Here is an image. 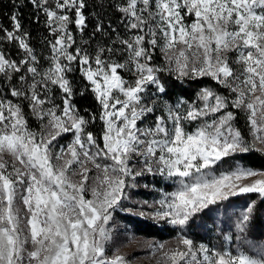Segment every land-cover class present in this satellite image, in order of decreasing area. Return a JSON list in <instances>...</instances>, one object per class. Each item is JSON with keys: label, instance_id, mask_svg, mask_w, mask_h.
<instances>
[{"label": "snow or ice", "instance_id": "6c2138e0", "mask_svg": "<svg viewBox=\"0 0 264 264\" xmlns=\"http://www.w3.org/2000/svg\"><path fill=\"white\" fill-rule=\"evenodd\" d=\"M27 2L45 18L41 52L19 11L10 28L0 25V264H130L118 249L108 255L109 224L145 176L173 186L153 185L159 199L135 213L177 229L173 241L147 243L155 264H264V240L248 236L257 200L229 230L217 226L220 247L186 234L196 215L230 197L264 201V169L236 159L264 155V0H123L124 35L94 51L84 47L86 0ZM95 33L107 35L102 23ZM203 80L212 83L195 99L167 98ZM88 96L94 109L78 104Z\"/></svg>", "mask_w": 264, "mask_h": 264}, {"label": "rangeland", "instance_id": "374dc122", "mask_svg": "<svg viewBox=\"0 0 264 264\" xmlns=\"http://www.w3.org/2000/svg\"><path fill=\"white\" fill-rule=\"evenodd\" d=\"M223 92L227 94L224 89ZM157 114H159V112ZM151 120L152 117H149L148 121L145 122L148 123ZM33 121L35 125L30 123L31 127L38 130V122L35 120ZM194 126V124L189 125V130H191ZM245 131L248 136L247 127L245 128ZM70 139L71 135L70 138H68V141L63 143L59 142V144L66 146ZM243 164L250 166L245 163ZM90 175H95V171H93ZM147 178H150L154 182L146 183ZM136 182L141 186L126 189L128 199L122 200L120 206L113 211V219L109 224V227L114 229L113 242L110 244L107 251L108 255L111 256L113 252L118 249L119 253L125 255L130 264H155V259L151 256L147 243L151 241H173V238L176 236L177 229L167 225L166 223H158L151 218L141 217L135 213L138 211H151L147 205H142L139 202L145 200L151 202L155 199H159V192L152 190L153 185L156 189H162L164 191H171L173 186L168 181H164L162 178H153L152 176L137 178ZM144 184H148L149 188L142 187ZM251 200H257V206L249 226L248 236L253 240H264V201L258 200L256 194H244L236 197H230L227 201L210 206L209 209H206L204 212L196 215L190 221L186 234L197 242H204L209 245L220 247L224 242L222 236L217 234V226L219 225L223 227L225 231L229 230L230 226L239 215L240 210L243 209ZM123 215H129L149 221L163 232L169 231L168 229H174V231L163 238L141 235L138 234L131 225L127 224L123 220ZM130 237L132 238L130 239ZM234 238L235 232L233 231V243L235 242Z\"/></svg>", "mask_w": 264, "mask_h": 264}, {"label": "trees", "instance_id": "16d2710c", "mask_svg": "<svg viewBox=\"0 0 264 264\" xmlns=\"http://www.w3.org/2000/svg\"><path fill=\"white\" fill-rule=\"evenodd\" d=\"M123 0H86L87 7L83 10L84 15L86 17V24L87 27L83 33V39L89 40L90 38V45H85L84 47L89 48V51H94L95 46L98 42H101L105 45L111 43L112 40L115 39L116 34L119 33L120 35H124V26L121 23V13L116 10V4L121 3ZM23 3L24 6L17 8V5ZM19 11L20 18L22 24L26 30H28L31 34V44L37 50V52H41L43 50V46L41 44V40L43 37L48 35L47 30L44 27V16L42 13L39 15V19L37 20L36 16V9L27 2V0H0V25H3L6 28H10V20L9 17L12 12ZM95 13V15H93ZM97 23H102V26L107 32V35L103 33H94V29ZM77 42L81 39V34L75 31V26H71ZM113 29L116 31L113 32ZM118 46V45H117ZM5 49L8 50L12 58H18L16 55V49L9 44L4 45ZM155 62L158 64H162V58L157 50L155 56ZM71 78L74 80L75 83L79 84V72L70 74ZM161 78L165 81L176 83L171 81V78L168 77L166 74H161ZM3 81L0 80V85H2ZM212 83L207 80L203 81H186L184 85L179 87H175L171 89V95L167 97L170 102H175L177 96L182 95L187 100L195 99V93L202 84H209ZM219 91L223 92V89H219ZM78 104L81 107H91L95 108V102L92 100L91 96L86 98H79L77 97ZM59 102V101H57ZM34 119L30 118V123L34 124ZM237 126L241 128L244 135L247 137V132L245 131V121L243 115L241 114L240 118L237 121ZM93 131L98 132L99 126H95L92 128ZM70 138V134H65L63 138H58L60 143L68 141ZM236 159L240 160L241 162L250 165L251 167L257 169H264V155H261L259 152H252L249 154H243L241 156H237ZM154 181L150 178L146 179V183H153ZM123 220L131 225L133 229L141 235L145 236H154L156 238H163L168 234L172 233L174 229H168L169 231L163 232L161 229H158L153 223L149 221H145L140 218H135L129 215H123ZM207 239V238H206Z\"/></svg>", "mask_w": 264, "mask_h": 264}]
</instances>
